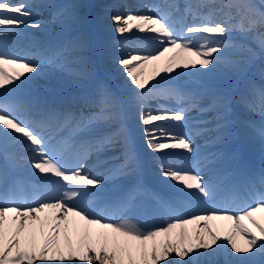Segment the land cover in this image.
Listing matches in <instances>:
<instances>
[{"label":"snow or ice","instance_id":"obj_1","mask_svg":"<svg viewBox=\"0 0 264 264\" xmlns=\"http://www.w3.org/2000/svg\"><path fill=\"white\" fill-rule=\"evenodd\" d=\"M120 6L0 0V264H264V0ZM40 8L70 37L23 48Z\"/></svg>","mask_w":264,"mask_h":264},{"label":"bare ground","instance_id":"obj_2","mask_svg":"<svg viewBox=\"0 0 264 264\" xmlns=\"http://www.w3.org/2000/svg\"><path fill=\"white\" fill-rule=\"evenodd\" d=\"M86 2L87 3H89L90 4V0H86ZM95 2V1H94ZM119 5V3L118 2H114L112 5ZM91 5L93 6L92 7V12L93 13H96V16H99L101 19H102V21H103V23H104V28L105 29H107L108 27H109V25H110V23H108L107 22V15H109L110 13L109 12H106V11H100L101 13H99V8H100V6L99 5H95V4H93V1H91ZM94 10V11H93ZM96 11V12H95ZM113 11H115V12H119V13H126L127 11H131V12H133V13H136L135 11H132L131 9H127V10H124V9H122L121 7H117V8H115V9H113ZM104 12V13H103ZM109 20V19H108ZM58 27V29H55L56 31H61V25H58L57 26ZM43 30H45V31H48V32H50V30L48 29H43ZM135 31V30H134ZM107 34H111V33H105V35H107ZM92 55H93V57H94V59H95V66L96 65H99V56H100V54L98 53V52H93L92 53ZM100 66H101V64H100ZM114 65H106V73H107V75H109L110 77H112V78H115L116 79V77H115V73H114ZM69 81V80H68ZM68 81L66 82V83H64V85H66L67 83H68ZM117 81L118 82H120L118 79H117ZM69 83H71V81L69 82ZM74 86L73 85V83L72 84H67L66 86ZM197 139H199V138H197ZM196 142H197V140H196ZM258 153H259V151H258ZM260 154V153H259ZM261 155V154H260ZM262 156V155H261ZM93 231L95 232V231H97V229H93ZM37 242H38V244H42V242H43V238L42 237H40V235H39V233H37ZM90 255V254H89ZM92 255V254H91ZM94 259V258H93ZM36 264H48V262H41V261H36ZM65 264H87V262H79V261H72V262H65ZM92 264H97V263H93V261H92Z\"/></svg>","mask_w":264,"mask_h":264},{"label":"rangeland","instance_id":"obj_3","mask_svg":"<svg viewBox=\"0 0 264 264\" xmlns=\"http://www.w3.org/2000/svg\"><path fill=\"white\" fill-rule=\"evenodd\" d=\"M70 81H68V83L67 84H71V83H69ZM90 256H91V254H90ZM93 263H97L96 261H95V259H93Z\"/></svg>","mask_w":264,"mask_h":264}]
</instances>
